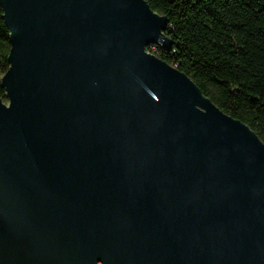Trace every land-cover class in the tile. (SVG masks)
Here are the masks:
<instances>
[{
	"label": "water",
	"instance_id": "1",
	"mask_svg": "<svg viewBox=\"0 0 264 264\" xmlns=\"http://www.w3.org/2000/svg\"><path fill=\"white\" fill-rule=\"evenodd\" d=\"M0 4V264H264V142L147 51L167 16Z\"/></svg>",
	"mask_w": 264,
	"mask_h": 264
},
{
	"label": "trees",
	"instance_id": "2",
	"mask_svg": "<svg viewBox=\"0 0 264 264\" xmlns=\"http://www.w3.org/2000/svg\"><path fill=\"white\" fill-rule=\"evenodd\" d=\"M169 20L171 51L155 55L188 74L222 111L264 142V0H147ZM10 31L0 4V66L6 72ZM0 97L7 99L1 84Z\"/></svg>",
	"mask_w": 264,
	"mask_h": 264
},
{
	"label": "built area",
	"instance_id": "3",
	"mask_svg": "<svg viewBox=\"0 0 264 264\" xmlns=\"http://www.w3.org/2000/svg\"><path fill=\"white\" fill-rule=\"evenodd\" d=\"M156 46H157V45H155V44H151V45L147 48V51L150 52V53L155 54L154 51H155V49H156ZM157 47H159V46H157Z\"/></svg>",
	"mask_w": 264,
	"mask_h": 264
},
{
	"label": "rangeland",
	"instance_id": "4",
	"mask_svg": "<svg viewBox=\"0 0 264 264\" xmlns=\"http://www.w3.org/2000/svg\"><path fill=\"white\" fill-rule=\"evenodd\" d=\"M4 74H5V72H4V70L2 69V67L0 66V79L4 76ZM4 100V102L6 103V104H9V100L8 99H3Z\"/></svg>",
	"mask_w": 264,
	"mask_h": 264
}]
</instances>
